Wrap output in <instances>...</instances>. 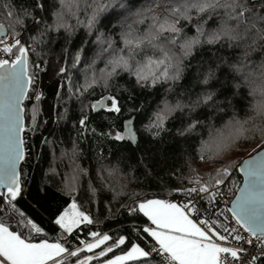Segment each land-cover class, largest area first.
Returning a JSON list of instances; mask_svg holds the SVG:
<instances>
[{
	"label": "snow or ice",
	"instance_id": "1",
	"mask_svg": "<svg viewBox=\"0 0 264 264\" xmlns=\"http://www.w3.org/2000/svg\"><path fill=\"white\" fill-rule=\"evenodd\" d=\"M57 4L49 12L46 0L3 3L8 23H0V264H92L109 253L112 257L102 264H264V0H72L71 4L57 0ZM76 28L95 37L85 40L89 51L96 46L88 64L92 74H85L78 86L69 75L85 59L83 46L70 65L67 57L62 64L52 65L53 79L59 78L53 93L57 102L53 122L68 118L69 109L59 112L65 95L81 101L80 116L73 123L76 137L61 154V159L69 161L68 171L58 184L45 179L30 187L34 182L20 171L33 155L26 149L27 136L39 134L42 146L53 143L43 135L45 131L53 135L47 128L51 117L41 119L45 94L40 73L50 67L42 50L51 41V33L63 31L71 36ZM185 29L194 34L188 35ZM204 48L210 53L207 60L201 58L193 65L196 50ZM225 50L229 55H220ZM98 60L105 64L99 74L94 68ZM124 75L140 89L166 86L164 96L177 99H163L149 114L136 103L135 94L125 89L121 103L117 78ZM193 84L199 85L198 90L193 91ZM98 87L102 89L99 97L83 104L82 98L95 95ZM244 89L253 103L241 117L237 97H245ZM26 100L34 101L27 125ZM90 114L100 116V127L92 125ZM125 115L121 130L116 121ZM146 115L137 129L138 118ZM213 119L222 121L221 126L209 123V138L193 149L197 129ZM89 137L98 148L108 142L106 152L93 149L96 180L111 193L109 211L127 196L119 206L132 218L128 235L114 238L89 229L95 220L82 197L94 202L98 189L89 170L78 163L81 145ZM257 137L260 151L241 163L229 161L207 174L191 166L196 157L202 163H215L233 145ZM113 145L137 149L136 165L123 152L113 163ZM185 166L188 175L183 174ZM139 167L149 181L180 170L187 186L182 183L175 191L182 201L129 194L128 184L140 179L135 175ZM237 169L243 174V186L232 181L225 193L221 186ZM49 172L60 176L50 167L45 177ZM85 176L89 177L88 196L81 183ZM229 193L235 199H225ZM29 197L33 206L47 213L48 230L22 206ZM13 219L15 228L6 222ZM85 229L90 239L81 238ZM49 230L59 233L55 242H50ZM131 236L141 242H133Z\"/></svg>",
	"mask_w": 264,
	"mask_h": 264
},
{
	"label": "trees",
	"instance_id": "2",
	"mask_svg": "<svg viewBox=\"0 0 264 264\" xmlns=\"http://www.w3.org/2000/svg\"><path fill=\"white\" fill-rule=\"evenodd\" d=\"M9 2H13V0H9ZM69 4L72 3V0H67ZM3 3L4 0H0V23H3L7 25L8 21L5 18L4 10H3ZM14 3L17 5L20 4H29L31 3V0H14ZM46 6L49 8V12L59 5L57 4V0H46ZM49 20H51V16L49 15ZM80 19H84L83 12L80 13ZM73 25H75V18H72L70 21ZM30 23V21H29ZM188 35H193L194 30H188ZM32 32H35V29H32ZM51 41L47 46L43 48V54L45 58H47L50 61V67L49 71L47 73H42L41 75V88L44 91L45 98L42 101V107L44 109V116L41 117V119H49L51 117L50 123L47 125V128L53 130V135H49L47 131L43 132V135L48 136V139L50 141H53V143L50 146H42L38 142V135H31L29 134L27 138H32L34 149L32 153L34 152L33 156L29 162L23 163L21 174L27 175L30 180H32L34 183L30 184V187H33L35 184H40L42 181L47 179L50 184H58L60 177L63 176L64 173L68 171V165L69 161L67 159H61V154L63 151L68 150L71 148V140L75 139L76 132L73 129V123L79 118L80 116V107H81V101L76 100L75 98H72L69 100L67 95L64 96L63 101L60 102L59 105V112H63L65 108L69 109L68 118L59 120L58 123H55L56 117L54 115V109L53 105L56 104L55 97L53 95L54 91L57 87V80L59 78L53 79V68L52 65H58L62 64L64 62L63 58L67 57L69 65L71 64L72 57L76 55L79 49L81 47H84V53L82 55L85 57V59L82 60L80 64L76 66V69H74L72 72L69 73L70 76L73 78V83L75 85H80L84 82L85 74L91 75L92 69L88 68V64L91 63L92 59V53L95 51L96 46H92V51L88 50V46L85 45V40L91 39L94 40L95 37H88L85 30L83 28H76L75 31L71 36H67L63 31L59 33H51ZM25 38H27V33L25 34ZM67 48L68 51L65 52L64 49ZM210 53L207 51L206 48L204 49H197L194 56L195 58L191 59V63L193 65H196L198 62L201 61V58L204 60H207ZM220 55L227 56L229 55L228 50H225ZM35 60L36 58L33 57ZM253 59L257 64H259V56L254 54ZM189 61H185V63H188ZM105 64L104 61L98 60L94 66L95 71L97 74H99V70L104 68ZM187 75V73L185 74ZM181 83H184V81H181ZM65 90L67 89V81H64ZM117 86L120 87V95H121V103H124V95H125V89H127L130 92H133L136 97V103L142 104L144 106V109L147 113H151V111L156 107L157 104L161 103L163 99L167 98L170 101H175L177 97L175 95H169L167 97L164 96L163 93V87L157 85L156 88H146V89H140L139 87L135 86L134 81H130L126 75L122 77L117 78ZM193 91L198 90L199 85L193 84L192 85ZM101 88L98 87L95 90V95L93 96H86L82 98L83 104L87 105L91 100L97 99L101 93ZM113 92L116 91V88L114 87L112 89ZM245 97L243 99H240V97H237V99L240 101L241 107L238 108L239 115L241 117H244L246 113L249 112V109L251 107V104L253 103L252 98L250 96H247V89H244ZM194 98V97H193ZM32 102L26 101L25 105L27 106L25 109V118H26V125L30 123L29 117H30V110L32 107ZM231 113H229L230 115ZM91 115V121L92 125L100 127L101 126V119L99 115L90 114ZM103 115V113L101 114ZM129 115H135V113H131ZM179 115V114H177ZM128 115H125L121 117L119 120L116 121L117 126L120 127L122 130V121L124 119H127ZM143 119L144 121L147 120V115L143 118H138L137 122V129H139V120ZM203 119V117H201ZM228 119V116L224 117V120L226 121ZM211 123L215 127L219 128L222 124V121L213 119L212 121H205V125L202 128L197 129V135L195 136V142L193 145V149L199 148L200 141L201 140H207L209 138V129L208 124ZM106 126V125H105ZM26 138V139H27ZM259 138L255 140H249L248 142L242 141L239 145H233L232 149L227 152L222 159L216 161L215 163L209 162V172H213L214 169L221 164H227L229 161L234 163H241V159L246 158L248 151L254 149L259 145ZM144 147V136L143 133H141V148L140 150H143ZM93 149H95L97 152L103 150H108V142H105L102 148H98L96 146V142L89 137L87 140H85L81 145V151L82 156L80 157L78 163H80L81 167L88 169L90 172L91 180L95 184V186L98 189L97 195L94 199V202H89L88 199H83L84 207L91 213L93 216L95 223L93 225L89 226L90 230L93 231H100L105 232L110 235H112L114 238L117 235H128V231L126 229H129L130 224L132 223V218L128 217L126 212L120 208V202L127 201V196H122L119 198L117 202H114L111 205V211H109L108 207V201L111 198V193L103 190L102 186L99 184V182L96 180V168L97 164L94 160L93 156ZM113 157L112 162H115L116 156H118L121 152H123L126 156L133 157L131 160L132 165H136L137 158L140 155V152L137 151V149L133 148L131 145H125L121 149H117L115 145H113ZM192 155L195 156V151L192 152ZM208 163V162H207ZM202 165V162H200L199 158L196 157L194 161H192L191 166L192 168L198 169V167ZM54 169L56 172L60 173V176H55L51 172L48 173L47 177H45V172L48 171L49 168ZM124 172H128L127 165H124ZM207 167V166H206ZM184 175H188V168L185 166L182 169ZM201 173L207 174L208 171L201 170ZM143 168L139 167L135 171V175L137 177H140L139 180H133L131 183L128 184L127 192L129 194L136 193L139 195L140 198H158V199H166V200H174L176 196L174 195L175 189H178L182 186V183L184 186H187V182L182 181L180 179L181 171L177 170L176 174L174 176H169L167 174H163V179H160L159 177L152 179V180H145L142 177ZM208 172V173H209ZM233 181L236 182L237 185H241L242 178L238 173V169L233 171L232 176ZM89 177L85 176L82 178V185H83V191L84 195L88 196L87 192V185H88ZM62 199H68L67 196H63ZM22 206L25 208L27 212H29L33 217H35L38 221H43V226L46 230H48V224H47V213L39 207H35L31 204V198L29 197L28 200L22 202ZM56 204L51 203V207L55 208ZM144 219V218H142ZM10 223L13 228H15V219L12 221H7ZM85 229L84 232L80 233L81 238H87L90 239V237H87L85 233L89 230ZM25 231H27L25 229ZM59 236L58 232H51L49 230V240L50 241H56ZM38 239V238H37ZM131 239L133 242H141L136 239L135 236H131ZM97 253L100 251L99 249L95 250ZM115 254H121L120 249H114ZM82 255H90V253H84ZM113 253H109L107 257H103L100 259V261L93 260L92 264H99L104 259L112 257Z\"/></svg>",
	"mask_w": 264,
	"mask_h": 264
},
{
	"label": "built area",
	"instance_id": "3",
	"mask_svg": "<svg viewBox=\"0 0 264 264\" xmlns=\"http://www.w3.org/2000/svg\"><path fill=\"white\" fill-rule=\"evenodd\" d=\"M41 75H42V73H40V80H41ZM33 102H34V101H33ZM26 149L32 153V151H33V149H34V144H33V140H32V138H27V139H26ZM32 154H34V152H33ZM32 157H34V156L32 155ZM32 157H31V158H32ZM229 181H230V178H229L228 180H226L225 185H222V186H221V187L223 188V191H224L225 193H228V190H229V188H230V183H229ZM233 193H234V192H233ZM175 196H176V198H175L174 200H171V201H177V202H178V201H182L183 197L178 196L177 194H175ZM234 197H235L234 194L229 193V195L226 196L225 199L232 200V199H234ZM224 207H225L224 203L221 202V203H220V208L223 209ZM229 207H230V204H229Z\"/></svg>",
	"mask_w": 264,
	"mask_h": 264
},
{
	"label": "rangeland",
	"instance_id": "4",
	"mask_svg": "<svg viewBox=\"0 0 264 264\" xmlns=\"http://www.w3.org/2000/svg\"><path fill=\"white\" fill-rule=\"evenodd\" d=\"M259 150H260V147H259V145H258V146L255 147L254 149L248 151L246 158L249 157V156H252L254 153H256V152L259 151ZM246 158L241 159V162H242L244 159H246ZM206 166H207V167H206ZM208 166H209V162H208V163H202V165H200V166L198 167V170H199L200 172H202L201 170H203V171H205V172H206V171L209 172L210 170H209ZM196 169H197V167H196ZM208 172H207V173H208Z\"/></svg>",
	"mask_w": 264,
	"mask_h": 264
},
{
	"label": "water",
	"instance_id": "5",
	"mask_svg": "<svg viewBox=\"0 0 264 264\" xmlns=\"http://www.w3.org/2000/svg\"><path fill=\"white\" fill-rule=\"evenodd\" d=\"M27 101V100H26ZM26 101L24 102V103H26ZM25 122H26V118H25ZM260 151V150H259ZM259 151H257V152H259ZM257 152L256 153H254L252 156H254V155H256L257 154ZM251 156H249V157H247V158H250ZM246 158V159H247ZM22 165H23V163L21 164V166H20V171H21V169H22ZM238 173H239V175L241 176V178H242V185H241V187L243 186V181H244V177H243V174L242 173H240L239 171H238ZM235 199V198H234Z\"/></svg>",
	"mask_w": 264,
	"mask_h": 264
},
{
	"label": "bare ground",
	"instance_id": "6",
	"mask_svg": "<svg viewBox=\"0 0 264 264\" xmlns=\"http://www.w3.org/2000/svg\"><path fill=\"white\" fill-rule=\"evenodd\" d=\"M232 181H233V179H232V177L230 178V181H229V183H230V187L232 186ZM241 185H242V183H241ZM241 185H239V186H241ZM233 192H235V189H233ZM176 194V191L174 192V195ZM235 198V197H234Z\"/></svg>",
	"mask_w": 264,
	"mask_h": 264
},
{
	"label": "crops",
	"instance_id": "7",
	"mask_svg": "<svg viewBox=\"0 0 264 264\" xmlns=\"http://www.w3.org/2000/svg\"><path fill=\"white\" fill-rule=\"evenodd\" d=\"M172 202H177V201H172ZM50 242H55V241H50ZM99 264H102V262H101V263H99Z\"/></svg>",
	"mask_w": 264,
	"mask_h": 264
}]
</instances>
